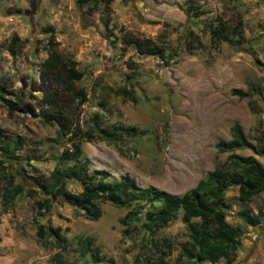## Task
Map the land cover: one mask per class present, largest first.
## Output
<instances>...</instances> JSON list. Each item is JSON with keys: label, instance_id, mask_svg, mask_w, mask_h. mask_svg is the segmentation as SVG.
Masks as SVG:
<instances>
[{"label": "rangeland", "instance_id": "374dc122", "mask_svg": "<svg viewBox=\"0 0 264 264\" xmlns=\"http://www.w3.org/2000/svg\"><path fill=\"white\" fill-rule=\"evenodd\" d=\"M103 7L104 0H0V84L16 105L8 110L0 99V139L22 140L16 159L0 149V264H53L55 240L48 231L38 238L34 219L61 228L67 243L61 264H155L142 230L122 233L125 207L100 203L99 218L91 220L57 196L48 210H36L43 194L32 182L48 175L70 147L67 128L86 137L80 158L89 174L104 171L108 180L124 176L173 195L213 169L232 170L230 154L253 156L264 170V158L247 148H215L230 139L233 124L251 144L264 132V0H110L106 14ZM101 18H108L107 29ZM221 27L229 40L217 32ZM123 32L150 38L166 61L124 45ZM50 34L52 49L83 74L75 81L86 94L80 104L39 74ZM96 126L115 140L101 139ZM5 177L23 186L8 204L1 195ZM65 188L78 192L80 185L68 181ZM237 195L234 186L224 194L225 220L242 229L230 264H264V215L254 226L236 215L241 207L264 214V191L245 204ZM186 227L178 211L158 231L172 246L165 264H224L221 258L187 261L181 254ZM85 236L98 247L97 261L76 250Z\"/></svg>", "mask_w": 264, "mask_h": 264}, {"label": "trees", "instance_id": "16d2710c", "mask_svg": "<svg viewBox=\"0 0 264 264\" xmlns=\"http://www.w3.org/2000/svg\"><path fill=\"white\" fill-rule=\"evenodd\" d=\"M110 0H104V13H107ZM82 3V1H81ZM103 28H108V18H101ZM220 34L226 30L224 27L217 29ZM218 33V34H219ZM223 40H229L226 33ZM12 40H16L13 36ZM53 36L50 34L45 49L47 57L42 62L39 74L47 77L59 88L69 92L78 104L85 101V92L75 87V81L82 77V72L75 67L74 61H63L55 50L52 49ZM120 41L131 46L138 54L153 55L161 61H166L165 50L148 37L135 36L129 32L120 35ZM57 88V89H58ZM4 86L0 84V99L8 110H15V102L5 98ZM240 95L241 93L237 92ZM52 102V100H51ZM53 112L57 118H62V113L54 104ZM98 135L104 140H115L112 131L96 126ZM67 138L70 147L64 148L58 156V164L48 175H39L33 184L38 187L42 198L35 201L37 211H46L51 206V198L61 197L67 204L80 211L85 218L95 220L99 218L100 203L108 202L116 207H125L126 212L119 218V223L124 226L123 234L128 233V228H139L148 238L154 250L155 264H165L164 256L170 251L171 243L167 238H157L158 231L165 227L170 220L180 211V219L187 223L186 238L181 245V254L189 262L199 260L217 262L220 258L224 264H230L239 247L242 229L239 225H231L225 220L224 210L227 204L224 200L225 191L229 187L237 188L238 201L242 204L248 202L252 196L264 191V170L253 156L229 155L228 162L233 168L213 169L203 179L181 195H173L165 190L153 186L141 188L127 177H120L116 181L108 180L104 171L89 174L83 159L80 158L81 142L86 139L77 129L70 130ZM230 139L217 141L215 148L219 152H230L247 148L253 154L264 158V132L259 131L255 143H249L241 127L233 124L230 127ZM22 140L17 137L11 142L0 139V149L8 159H16L15 154L20 149ZM70 162L63 165L64 162ZM2 189L4 202L8 204L15 196L23 191L20 183L13 184L11 177H5ZM68 181L80 185L78 192H70L65 188ZM26 192L31 193V190ZM35 192V191H34ZM33 192V193H34ZM30 195V194H29ZM243 225L254 226L260 223L263 213H252L248 208L241 207L236 212ZM196 218L197 223H190ZM36 236L43 239L46 232L54 238L58 249L51 256L53 264L63 263L62 253L67 249L65 237L59 226L45 227L35 221ZM79 255L89 253L93 260H98V247L93 244L90 236H85L77 242ZM148 262V261H146ZM146 262L142 264H147ZM140 264V263H138ZM180 264V263H179ZM182 264V263H181Z\"/></svg>", "mask_w": 264, "mask_h": 264}]
</instances>
